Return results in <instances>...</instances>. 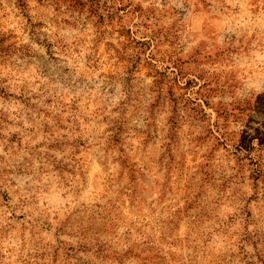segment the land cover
<instances>
[{
  "label": "rangeland",
  "instance_id": "obj_1",
  "mask_svg": "<svg viewBox=\"0 0 264 264\" xmlns=\"http://www.w3.org/2000/svg\"><path fill=\"white\" fill-rule=\"evenodd\" d=\"M0 264H264V0H0Z\"/></svg>",
  "mask_w": 264,
  "mask_h": 264
}]
</instances>
